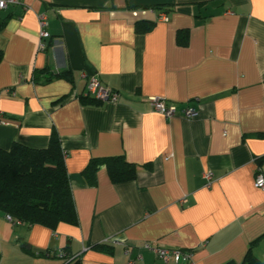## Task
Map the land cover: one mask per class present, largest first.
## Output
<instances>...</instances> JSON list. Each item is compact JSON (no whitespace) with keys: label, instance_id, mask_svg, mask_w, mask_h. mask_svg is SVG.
Wrapping results in <instances>:
<instances>
[{"label":"crops","instance_id":"1","mask_svg":"<svg viewBox=\"0 0 264 264\" xmlns=\"http://www.w3.org/2000/svg\"><path fill=\"white\" fill-rule=\"evenodd\" d=\"M0 51V148L56 132L78 215L53 230L0 211V264H164L147 244L224 264L264 235V0H18ZM89 73L118 100L85 103ZM151 96L199 114L167 118ZM114 156L134 180L85 174Z\"/></svg>","mask_w":264,"mask_h":264},{"label":"trees","instance_id":"2","mask_svg":"<svg viewBox=\"0 0 264 264\" xmlns=\"http://www.w3.org/2000/svg\"><path fill=\"white\" fill-rule=\"evenodd\" d=\"M153 25L149 22L147 28ZM83 100L85 103H100V100L90 96ZM257 161L262 164L264 156ZM102 166L106 167L113 183L131 181L137 176L136 164L122 156L93 158L85 174L90 177ZM0 211L22 223L39 224L53 230L60 223L77 225L78 215L65 154L56 132L51 134L49 144L44 148H33L19 142H15L10 149L0 148ZM261 238L250 244L243 261L231 260L224 264H264L253 253ZM45 254L49 255L48 252Z\"/></svg>","mask_w":264,"mask_h":264},{"label":"built area","instance_id":"3","mask_svg":"<svg viewBox=\"0 0 264 264\" xmlns=\"http://www.w3.org/2000/svg\"><path fill=\"white\" fill-rule=\"evenodd\" d=\"M9 3L15 4L18 3V0H0V8H5ZM143 13H145V11H143ZM164 19L168 20V17L164 16ZM39 24L41 28V37L48 38L50 36V33L46 29L48 21L47 17L44 14H41L39 16ZM40 48L44 50L46 48V44L44 42H41ZM87 77L88 83L85 91V96L94 97L98 100L107 102H116L118 100V91L103 85L97 77L96 73H89ZM150 103L155 111L163 114L167 118L173 117L180 113L185 118L193 119L199 114V111L196 107L188 106L179 110L176 105L169 103L165 98L160 96H151ZM205 176L209 182L212 180L211 172H207ZM255 186L264 190V174L260 168H258L256 173ZM5 217L7 220L16 224L22 223V221L20 220H14L10 214H5ZM147 247L152 249L164 264H170L171 262L175 264H189L192 261V252L179 249L152 247L150 246V244H147Z\"/></svg>","mask_w":264,"mask_h":264}]
</instances>
